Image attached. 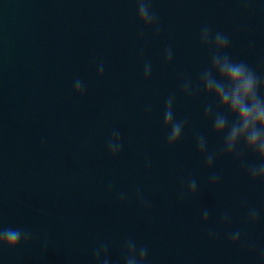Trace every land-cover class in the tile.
I'll use <instances>...</instances> for the list:
<instances>
[{
	"label": "water",
	"instance_id": "95a60500",
	"mask_svg": "<svg viewBox=\"0 0 264 264\" xmlns=\"http://www.w3.org/2000/svg\"><path fill=\"white\" fill-rule=\"evenodd\" d=\"M151 7L160 35L141 38L135 0H0V222L33 233L28 247L0 251V264H90L101 241L119 261L128 238L147 247L149 264H258L264 217L252 225L247 215L264 211V185L223 154L222 138L203 119L204 99L185 100L180 82H195L209 62L199 44L204 25L230 37L234 59L264 72V0H248L247 12L242 0H151ZM169 46L171 67L163 62ZM145 61L153 69L147 83ZM97 63L105 65L102 79ZM75 77L86 85L83 98L73 94ZM170 95L176 119L188 118L174 148L163 129ZM113 129L123 143L115 159L107 153ZM196 133L217 153L215 188ZM188 178L198 183L195 199L180 198ZM138 188L150 206L137 203ZM236 229L247 244L231 246Z\"/></svg>",
	"mask_w": 264,
	"mask_h": 264
},
{
	"label": "clouds",
	"instance_id": "9594fccd",
	"mask_svg": "<svg viewBox=\"0 0 264 264\" xmlns=\"http://www.w3.org/2000/svg\"><path fill=\"white\" fill-rule=\"evenodd\" d=\"M244 11L247 12L248 0H242ZM136 13L141 25L140 37L145 33H152L159 37L161 25L157 14L151 7V0H135ZM199 44L209 56V62L198 74L195 82L191 78H184L180 82V94L185 100L202 97L203 119L211 123L212 133L222 138V152L226 157L239 161L247 173L252 184L264 185V72L257 71L244 60L234 59L230 53L231 40L224 32L214 30L210 25L200 29ZM144 50L141 49V55ZM174 51L169 46L163 54V62L171 67ZM105 65L96 64L97 78L104 76ZM152 64L145 61L143 78L147 83L152 78ZM72 91L76 97L83 98L86 85L80 77L72 81ZM175 95H170L165 100L163 110V129L167 133V145L176 147L184 135L188 125V118L176 119L174 112ZM150 110V109H149ZM195 147L198 155L204 160L205 167L210 173L209 182L212 188L221 182V176L213 168L217 153L209 151L208 140L201 134H195ZM123 148L119 129H113L107 142V153L113 159L117 158ZM251 156V162L246 158ZM151 162L145 161V168L150 169ZM198 193V183L195 178H188L180 192V198L195 199ZM121 205L127 202L128 196L121 192L118 196ZM135 199L144 207L150 206L143 191L137 189ZM210 212L202 211V224L208 225ZM262 217L264 211L255 208L248 210V223L255 225ZM231 218L225 214L223 223H230ZM212 237L213 233L209 232ZM33 240L30 230L18 227L4 226L0 222V251L16 252L18 249L28 247ZM247 241H242L240 229L230 233L232 247L243 246ZM255 247V245H248ZM46 251L47 239L42 241ZM111 245L107 241L99 242L93 249L90 264H149L148 249L138 246L136 241L128 238L120 250V260L113 261L110 256ZM258 264H264V250L258 257Z\"/></svg>",
	"mask_w": 264,
	"mask_h": 264
}]
</instances>
